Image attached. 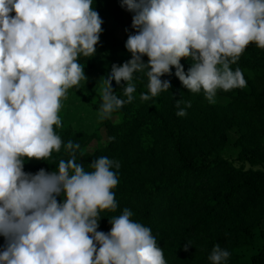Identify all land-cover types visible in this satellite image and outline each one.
Listing matches in <instances>:
<instances>
[{
  "label": "clouds",
  "instance_id": "1",
  "mask_svg": "<svg viewBox=\"0 0 264 264\" xmlns=\"http://www.w3.org/2000/svg\"><path fill=\"white\" fill-rule=\"evenodd\" d=\"M93 0H0V264H166L163 250L149 227L130 219L125 208L109 219L110 230L98 231L100 213L115 211L112 189L118 161L106 156L84 170L77 163L79 143L69 140V158L56 170H23L24 160H47L62 140L53 126L69 88L87 77L80 57L95 54L103 21ZM133 13L125 48L131 58L112 64L103 78L97 119L131 103L133 74L147 76L149 101L168 91L175 76L191 93L203 91L215 103L218 90L246 86L233 70L250 43L264 49V0H120ZM15 15H10V13ZM147 57L145 62L142 57ZM182 58H191L184 71ZM126 87L119 98L112 82ZM190 102L176 101L177 116ZM114 139V138H113ZM63 196L62 201L57 197ZM191 244L183 246L185 252ZM230 253L215 245L211 264H224Z\"/></svg>",
  "mask_w": 264,
  "mask_h": 264
},
{
  "label": "trees",
  "instance_id": "2",
  "mask_svg": "<svg viewBox=\"0 0 264 264\" xmlns=\"http://www.w3.org/2000/svg\"><path fill=\"white\" fill-rule=\"evenodd\" d=\"M92 7L122 24L120 0H93ZM101 27L95 54L79 58L83 71H98L89 82L75 87L94 91L91 104L98 110L103 78L112 64L131 58L125 48L129 34L118 38ZM142 59L147 62L146 56ZM180 63L187 72L192 60L182 58ZM231 68L242 71L246 86L218 90L224 98L218 103H209L203 91L191 93L184 88L175 68L161 77L171 82L168 91L141 101L148 79L143 72L134 73L133 101L110 119L99 121L97 128L104 127L105 142L85 151L96 133L60 119L61 126H53L62 140L60 151H53L46 161L25 158L23 170L33 174L41 168L56 170L61 159L69 158L64 145L72 140L80 145L77 163L87 172L92 171L89 164L102 156L120 164L112 169L118 177L112 189L117 208L100 213L98 231L107 233L109 219L128 208L131 220L151 229L166 264H211L208 257L217 244L230 253L224 264H264V49L250 43ZM111 86L119 98L127 99L123 81L121 85L113 81ZM177 100L191 104L180 105L186 111L183 117L176 115ZM57 199L62 201L63 196ZM186 243L191 244L187 252ZM3 245L0 236V251Z\"/></svg>",
  "mask_w": 264,
  "mask_h": 264
},
{
  "label": "rangeland",
  "instance_id": "3",
  "mask_svg": "<svg viewBox=\"0 0 264 264\" xmlns=\"http://www.w3.org/2000/svg\"><path fill=\"white\" fill-rule=\"evenodd\" d=\"M102 19V26L108 31H111L114 36L123 38L126 34H133L131 28V12L122 8V24L114 22L113 18L107 13L99 15ZM102 68V65L100 66ZM96 71L92 70L89 73L84 71L87 77L86 82H89L95 75ZM96 99L95 92L90 90H80L75 87L69 88L67 96L62 99V107L58 113L60 119L65 123L76 129H82L93 135L90 142L84 146V150L92 152L98 145V142H105L107 139L104 127L97 128L99 120L97 119L98 109L94 108L91 101ZM224 102V98H221L218 94L215 97V103ZM117 117H113V120ZM35 160V159H34Z\"/></svg>",
  "mask_w": 264,
  "mask_h": 264
}]
</instances>
